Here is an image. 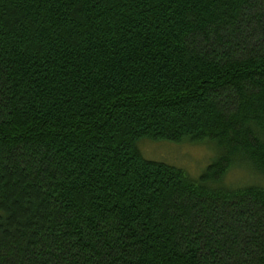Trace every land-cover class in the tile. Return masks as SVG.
<instances>
[{
	"label": "trees",
	"instance_id": "16d2710c",
	"mask_svg": "<svg viewBox=\"0 0 264 264\" xmlns=\"http://www.w3.org/2000/svg\"><path fill=\"white\" fill-rule=\"evenodd\" d=\"M0 264H264V0H0Z\"/></svg>",
	"mask_w": 264,
	"mask_h": 264
},
{
	"label": "rangeland",
	"instance_id": "374dc122",
	"mask_svg": "<svg viewBox=\"0 0 264 264\" xmlns=\"http://www.w3.org/2000/svg\"><path fill=\"white\" fill-rule=\"evenodd\" d=\"M139 148L145 158L177 166L192 178L198 177L217 154L216 145L206 140L172 142L143 139L139 142ZM255 180L258 178L254 174L237 168L228 174L225 183L237 187L254 183Z\"/></svg>",
	"mask_w": 264,
	"mask_h": 264
}]
</instances>
